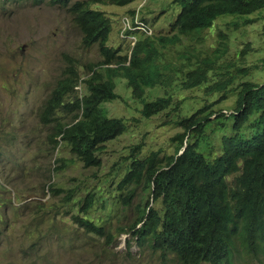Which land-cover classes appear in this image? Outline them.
Here are the masks:
<instances>
[{"label":"rangeland","instance_id":"rangeland-1","mask_svg":"<svg viewBox=\"0 0 264 264\" xmlns=\"http://www.w3.org/2000/svg\"><path fill=\"white\" fill-rule=\"evenodd\" d=\"M139 7V17L147 19L152 30L148 37L157 51L154 64L162 72L155 86L146 89L144 99L172 95V105L146 118L140 113L142 102L132 96L127 81L115 79L118 97L101 106L109 117L123 118L127 128L106 142L100 167L84 168L64 145L59 152L44 149L50 128L40 123L38 113L63 67L69 62H97L98 48L82 45V33L66 8L48 2L0 0V264H179L131 239L139 195L144 202L151 198L149 192L137 187L138 196L131 206L123 207L116 186L128 169L134 145L143 144L140 158L152 151H158L160 157L172 155L175 144L171 137L182 132L174 120L189 116L207 103H214L209 109L215 112L211 120L219 116L218 111L229 115L235 106L234 88L238 83L264 81V8L246 16L221 15L211 27L188 36L177 35L173 40L168 23L179 7L172 0H137L121 7L92 5L111 19L107 44L114 48L121 44L124 54L128 48L118 36L119 19ZM246 17L256 21L242 25ZM157 36L172 41L160 42ZM144 38L139 34L140 40ZM222 43L227 50L218 54L215 49ZM206 65L210 67L209 81L185 89V72ZM241 68L247 72L244 77L238 74ZM166 78L168 82L163 85ZM228 79L232 84L223 92L208 94L205 89L209 83ZM178 103V112H174ZM232 122L231 118H219L218 123H209L199 151L217 155L222 135L232 134ZM58 157L67 166L54 174L53 168L61 164L55 161ZM51 183L63 189L77 188L82 196L88 191L101 196L104 203L98 200L89 217L115 234V241L108 244L107 239L86 235L77 228L61 197L47 188ZM150 205L158 208L151 199ZM258 254L238 246L234 264H264V254Z\"/></svg>","mask_w":264,"mask_h":264},{"label":"trees","instance_id":"trees-1","mask_svg":"<svg viewBox=\"0 0 264 264\" xmlns=\"http://www.w3.org/2000/svg\"><path fill=\"white\" fill-rule=\"evenodd\" d=\"M25 1L66 8L82 33V45L98 48L97 62H69L63 67L41 104L38 117L43 126L50 128L44 141L45 150L59 152L64 145L84 168L100 167V154L106 142L122 135L127 128L123 118L109 117L101 106L118 97L115 79L127 81L132 96L142 102L140 113L146 118L172 105V95L152 101L144 99L146 89L155 86L157 78L162 77L154 64L157 51L150 37L139 40L129 58L120 45L114 48L107 44L111 19L103 11L91 8L95 4L121 7L137 0ZM172 3L179 7L173 21L168 23L172 39L207 29L221 15L246 16L264 8V0H172ZM141 20L148 22L143 17ZM255 21L256 18L246 17L241 23L249 25ZM156 39L172 41L162 36ZM226 50L222 43L215 52L222 54ZM245 51L246 48L240 54ZM207 65L185 72L182 81L185 89L209 81ZM238 74L244 77L247 72L241 68ZM80 80L81 95L74 88ZM167 82L166 78L162 84ZM231 84L229 79L217 80L205 89L208 94L223 92ZM234 90L235 106L229 115L218 111L219 116L211 120L215 112L209 109L214 103H207L189 116L174 120L182 132L171 137L175 144L172 155L160 157L158 151H152L140 158L141 142L130 149L128 169L116 186L119 201L123 207H129L138 196L137 187L149 192L151 198L144 202L139 195L131 239L163 259L172 257L179 264H234L238 246L255 255L264 254V81H241ZM225 96L223 93L222 97ZM178 109L179 103L174 112ZM219 118L233 120L232 134L222 135L220 151L208 156L199 151L200 140L209 123H218ZM55 161L61 164L53 168L54 174L67 166L61 157ZM47 188L61 197L77 228L86 235L107 239L108 244L115 241V234L89 217L98 200L104 203L101 196L93 191L82 196L77 188L63 189L52 183ZM150 199L158 208L150 205Z\"/></svg>","mask_w":264,"mask_h":264},{"label":"clouds","instance_id":"clouds-1","mask_svg":"<svg viewBox=\"0 0 264 264\" xmlns=\"http://www.w3.org/2000/svg\"><path fill=\"white\" fill-rule=\"evenodd\" d=\"M140 8L141 7H139L135 13L132 12V15L128 14V17L123 18L122 21L121 19H119L120 27L118 29V36L121 42L125 43V45L127 46L128 48L127 55L129 58L134 45L140 40L139 34L141 35L142 33L145 37H148L149 35L152 34V30L148 27L147 22L146 23L143 22L139 17ZM108 66L116 67L117 65L110 64ZM81 86L83 88V85L80 80L79 83H77L76 86L74 87L80 95L83 92V91L81 92Z\"/></svg>","mask_w":264,"mask_h":264}]
</instances>
